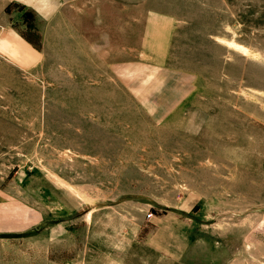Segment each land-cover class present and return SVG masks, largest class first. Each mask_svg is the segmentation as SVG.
<instances>
[{
	"label": "rangeland",
	"instance_id": "374dc122",
	"mask_svg": "<svg viewBox=\"0 0 264 264\" xmlns=\"http://www.w3.org/2000/svg\"><path fill=\"white\" fill-rule=\"evenodd\" d=\"M37 1L0 0V264H264V0Z\"/></svg>",
	"mask_w": 264,
	"mask_h": 264
},
{
	"label": "crops",
	"instance_id": "0c3cea01",
	"mask_svg": "<svg viewBox=\"0 0 264 264\" xmlns=\"http://www.w3.org/2000/svg\"><path fill=\"white\" fill-rule=\"evenodd\" d=\"M18 1H21L22 3H24L28 6L34 7L35 9L38 10V8H37L38 6H36V3L38 2L37 0H18ZM47 1L54 2L55 0H47ZM22 50H23L22 52L25 51L24 49H22Z\"/></svg>",
	"mask_w": 264,
	"mask_h": 264
},
{
	"label": "bare ground",
	"instance_id": "6f19581e",
	"mask_svg": "<svg viewBox=\"0 0 264 264\" xmlns=\"http://www.w3.org/2000/svg\"><path fill=\"white\" fill-rule=\"evenodd\" d=\"M237 48H240L241 50L247 51L248 49L242 45L235 44Z\"/></svg>",
	"mask_w": 264,
	"mask_h": 264
},
{
	"label": "trees",
	"instance_id": "16d2710c",
	"mask_svg": "<svg viewBox=\"0 0 264 264\" xmlns=\"http://www.w3.org/2000/svg\"><path fill=\"white\" fill-rule=\"evenodd\" d=\"M29 40V39H28ZM31 41V40H30Z\"/></svg>",
	"mask_w": 264,
	"mask_h": 264
}]
</instances>
